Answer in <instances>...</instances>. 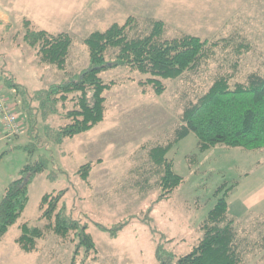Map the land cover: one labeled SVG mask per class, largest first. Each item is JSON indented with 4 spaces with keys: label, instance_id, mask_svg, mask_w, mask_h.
<instances>
[{
    "label": "rangeland",
    "instance_id": "obj_1",
    "mask_svg": "<svg viewBox=\"0 0 264 264\" xmlns=\"http://www.w3.org/2000/svg\"><path fill=\"white\" fill-rule=\"evenodd\" d=\"M128 18L137 25V34L146 33L152 21H161L169 39L190 35L219 47L196 71L173 81L160 80L165 91L159 96L143 84L149 76L126 68L103 72L101 79L113 84L103 94L105 114L98 125L60 146L49 142L46 125L59 130L70 123L65 119L73 108L69 98L58 105V114L47 122L39 121L38 134L31 138L21 97L5 86L4 78L11 75L33 94L78 75L89 63L84 39L94 31L122 25ZM24 21L35 30L71 36L66 75L41 63L23 41ZM233 72L231 86L245 82L253 73L264 78V0H0V83L21 125L20 133L8 137L0 124V196L27 162L40 157L48 161L47 170L29 187L21 219L0 240V264H71L72 236L61 239L45 230L31 253L20 250L15 242L20 225H46L39 208L45 194L63 191L61 202L67 213L85 224L93 238L97 252L85 260L80 252L74 264H159V243L176 260L198 242L199 224L215 205L219 187L238 182L235 197L249 192L263 200L264 149L215 146L200 153L197 138L190 133L166 156L183 182L168 199L157 202L159 174L150 160V149L173 139L186 104L203 96L218 76ZM27 145L35 148L31 157L24 151ZM87 163L91 169L84 182L78 170ZM233 197L228 200L231 205ZM253 217L241 226L244 231L238 227L239 238L245 237L243 260L264 264V220L254 222ZM145 220L152 221L155 235L142 223ZM122 222L128 224L114 239L97 227Z\"/></svg>",
    "mask_w": 264,
    "mask_h": 264
},
{
    "label": "trees",
    "instance_id": "obj_2",
    "mask_svg": "<svg viewBox=\"0 0 264 264\" xmlns=\"http://www.w3.org/2000/svg\"><path fill=\"white\" fill-rule=\"evenodd\" d=\"M136 29L133 19L128 18L122 25L113 24L105 31L90 33L83 41L89 57L88 67L78 75L47 89L29 94L11 76L4 78L5 86L21 97L30 137L38 134L39 121L47 122L51 116L58 114V105L63 106L69 98L73 108L67 111L65 119L70 123L59 130L46 125L44 134L49 142L60 146L64 140L86 133L98 125L105 114L103 94L113 84H106L101 79L100 74L103 72L126 68L149 76L143 84L151 86L159 96L165 91L160 80L173 81L196 71L214 56L215 49L219 47L218 43H209L190 35L169 39L165 36V25L161 21H152L144 34H137ZM23 30V41L35 51L40 62L66 75L67 60L73 44L71 36L66 32L52 35L44 30H35L29 21L23 22ZM234 75V72L221 74L203 96L186 104L173 139L166 145H156L150 149V160L159 174L161 194L157 202L168 199L183 182L166 156L177 142L190 133L196 136L200 153L215 146L246 151L264 149V78L253 73L245 82L231 86ZM34 150L32 145L24 148L29 157ZM47 168L48 161L44 157L34 163L27 162L19 170L17 178L5 188L0 196V240L21 219L29 201L30 185ZM90 169V163L79 168L78 175L82 181L87 180ZM236 185L228 188L222 185L215 191L216 203L200 222L198 229L201 236L188 254L175 260L171 252L164 250L162 243L157 245L156 259L159 264H245L237 240L235 221L227 212V199ZM62 197L63 191L55 196L43 195L39 208L46 225H20V235L15 242L20 250L31 253L36 250L37 240L44 237L45 230L61 239L72 236L74 246L71 264H74V258L80 252L85 260L95 254L97 249L87 226L67 213L61 202ZM142 223L151 229L152 234L157 233L151 220ZM127 224L122 222L113 227L97 224V227L114 239Z\"/></svg>",
    "mask_w": 264,
    "mask_h": 264
},
{
    "label": "crops",
    "instance_id": "obj_3",
    "mask_svg": "<svg viewBox=\"0 0 264 264\" xmlns=\"http://www.w3.org/2000/svg\"><path fill=\"white\" fill-rule=\"evenodd\" d=\"M11 76V75H10ZM12 77V76H11ZM13 78V77H12ZM14 79V78H13ZM239 183L237 182V185L231 195L227 199V212L229 217L233 218L235 221V227L237 232V240L241 247V244L244 243L245 237L243 239L239 238V230L238 227H240L243 231L245 230L244 227H241L246 223V220H248L249 216H254L252 219L254 222L256 220H264V199L255 197L254 195H251L249 192H244L243 194L235 197L234 195L238 192L237 188H239ZM234 196V197H233ZM233 197V203L231 205L230 200ZM230 208L232 209L231 214ZM243 233V232H241Z\"/></svg>",
    "mask_w": 264,
    "mask_h": 264
},
{
    "label": "built area",
    "instance_id": "obj_4",
    "mask_svg": "<svg viewBox=\"0 0 264 264\" xmlns=\"http://www.w3.org/2000/svg\"><path fill=\"white\" fill-rule=\"evenodd\" d=\"M3 87L0 83V124L8 137H13L20 133L19 114L13 109L9 102V97L3 93ZM14 92V90H10Z\"/></svg>",
    "mask_w": 264,
    "mask_h": 264
}]
</instances>
